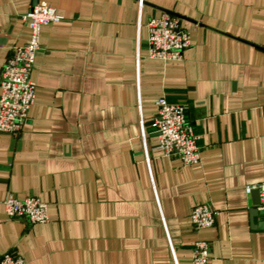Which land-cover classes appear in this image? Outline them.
<instances>
[{
    "label": "crops",
    "instance_id": "1",
    "mask_svg": "<svg viewBox=\"0 0 264 264\" xmlns=\"http://www.w3.org/2000/svg\"><path fill=\"white\" fill-rule=\"evenodd\" d=\"M41 27L21 130L0 134V256L24 264H264V212L245 188L264 183V0H0V74ZM162 12L190 34L179 61L148 57L146 24ZM160 98L183 104L200 148L185 166L163 157L151 121ZM34 196L48 221L9 218L2 201ZM210 204L211 228L194 230Z\"/></svg>",
    "mask_w": 264,
    "mask_h": 264
},
{
    "label": "built area",
    "instance_id": "2",
    "mask_svg": "<svg viewBox=\"0 0 264 264\" xmlns=\"http://www.w3.org/2000/svg\"><path fill=\"white\" fill-rule=\"evenodd\" d=\"M142 6V0H138ZM30 31L29 40L11 49L0 74V134L18 133L27 120L35 99V84L31 81L35 54L39 50L41 27L60 21L55 9L45 2L32 4L22 17ZM148 36V57L161 61H179L190 46V34L180 25L178 16L162 12L152 17L146 24ZM156 114L151 127L157 135L156 149L163 157L176 158L185 166L196 165L200 161L199 136L186 119L187 107L170 104L165 98L156 102ZM258 191L259 210L264 212V183L245 188L247 194ZM5 214L9 218H23L30 224H44L48 221L47 206L34 196L18 199L8 194L2 201ZM217 211L207 203L194 206L190 222L194 230L211 228ZM209 244L197 240L192 246L191 264H208ZM0 264H24L22 258L5 253L0 256Z\"/></svg>",
    "mask_w": 264,
    "mask_h": 264
},
{
    "label": "water",
    "instance_id": "3",
    "mask_svg": "<svg viewBox=\"0 0 264 264\" xmlns=\"http://www.w3.org/2000/svg\"><path fill=\"white\" fill-rule=\"evenodd\" d=\"M35 3H36V1L33 2V4H35ZM255 191H256L255 193H256L257 196H258V191H257V190H255ZM251 193H252V192H251Z\"/></svg>",
    "mask_w": 264,
    "mask_h": 264
}]
</instances>
